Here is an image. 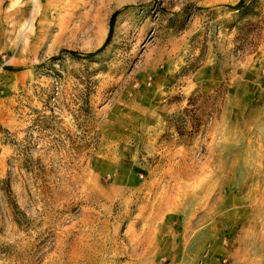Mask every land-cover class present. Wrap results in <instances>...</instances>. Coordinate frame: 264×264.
Here are the masks:
<instances>
[{"label":"rangeland","instance_id":"374dc122","mask_svg":"<svg viewBox=\"0 0 264 264\" xmlns=\"http://www.w3.org/2000/svg\"><path fill=\"white\" fill-rule=\"evenodd\" d=\"M238 1L0 0V264H264V0Z\"/></svg>","mask_w":264,"mask_h":264},{"label":"trees","instance_id":"16d2710c","mask_svg":"<svg viewBox=\"0 0 264 264\" xmlns=\"http://www.w3.org/2000/svg\"><path fill=\"white\" fill-rule=\"evenodd\" d=\"M235 9L238 10V12L240 14H244V13H247V12H250V8H249V5L246 3L245 0H239L234 6H233ZM117 11L113 12L109 18V22H108V35H107V38H106V41L104 42V44L98 48L95 52H90V53H87L85 56H92L93 54H95L96 52L100 51L103 46L106 44L108 38L110 37L112 31H113V26H114V21H115V17L117 15ZM70 54L72 55H76V52L74 51H68Z\"/></svg>","mask_w":264,"mask_h":264}]
</instances>
